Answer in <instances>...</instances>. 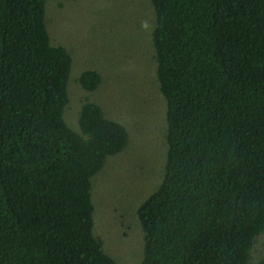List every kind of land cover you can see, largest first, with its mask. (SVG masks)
I'll return each mask as SVG.
<instances>
[{
  "label": "trees",
  "instance_id": "1",
  "mask_svg": "<svg viewBox=\"0 0 264 264\" xmlns=\"http://www.w3.org/2000/svg\"><path fill=\"white\" fill-rule=\"evenodd\" d=\"M151 2L167 150L137 207L139 264H264V0ZM72 67L45 0H0V264H119L93 231L91 177L128 129L88 98L68 124Z\"/></svg>",
  "mask_w": 264,
  "mask_h": 264
},
{
  "label": "rangeland",
  "instance_id": "2",
  "mask_svg": "<svg viewBox=\"0 0 264 264\" xmlns=\"http://www.w3.org/2000/svg\"><path fill=\"white\" fill-rule=\"evenodd\" d=\"M154 18L151 0H45L50 38L65 45L73 57L66 121L78 130V109L88 98L128 129L125 147L108 155L91 177L93 231L119 264H139L143 258L144 231L137 207L159 184L167 150L166 99L156 78ZM87 68L102 74L93 90L76 79ZM262 255L264 232L257 238L252 261Z\"/></svg>",
  "mask_w": 264,
  "mask_h": 264
}]
</instances>
